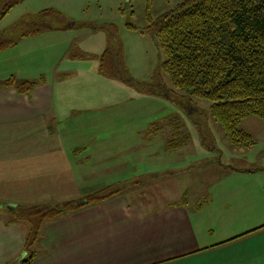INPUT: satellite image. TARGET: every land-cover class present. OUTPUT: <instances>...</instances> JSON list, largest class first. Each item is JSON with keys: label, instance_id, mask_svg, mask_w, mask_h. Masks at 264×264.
Instances as JSON below:
<instances>
[{"label": "rangeland", "instance_id": "obj_1", "mask_svg": "<svg viewBox=\"0 0 264 264\" xmlns=\"http://www.w3.org/2000/svg\"><path fill=\"white\" fill-rule=\"evenodd\" d=\"M183 1L25 0L0 20V41H16L0 52V86L10 79L16 86L21 82H46L54 86L55 104L66 101L84 105L85 102L70 100L69 91H90L87 104L95 110L83 113L79 121L65 120L66 127H62V132L69 134H63V138L71 140L64 141L66 148H86L79 157L89 156L91 161L81 167L82 185L89 188L90 195L105 188L101 196L135 188L143 199L157 198L158 192L166 202L165 199L175 200L187 191V199L197 202L203 195H210L212 186L218 187L216 193L221 187L213 206L216 211H207L203 216L205 223L212 224L210 228L221 235L225 234L221 229L244 230L248 224L245 218H264V190L250 207H240L242 214L227 216L221 212V207L234 209L225 201L233 191L232 184L241 179L231 176L234 178L222 180L227 173L221 172L259 171V176L244 182L260 186L264 182V122L254 117L244 120L239 129L249 134L255 144L234 147L211 117L210 103L177 91L161 72L165 58L148 31L147 9L156 22ZM3 4L4 0H0V12ZM45 10H54L56 14L35 18ZM33 29H40L39 34L19 38ZM110 37L121 49V68L128 81L97 79L98 57L107 48ZM77 53L87 57L72 59ZM65 71L69 77L63 75ZM58 90H69V94H63L61 99ZM177 124L187 137V144L168 151L166 143L174 132L171 125ZM179 136L177 131L175 143ZM83 194L68 191L53 204L78 201ZM23 222L28 233L30 225ZM31 247L35 250L36 243Z\"/></svg>", "mask_w": 264, "mask_h": 264}, {"label": "crops", "instance_id": "obj_2", "mask_svg": "<svg viewBox=\"0 0 264 264\" xmlns=\"http://www.w3.org/2000/svg\"><path fill=\"white\" fill-rule=\"evenodd\" d=\"M83 56L77 53L74 60L87 57ZM63 75L70 76L67 71ZM32 83L33 89L26 94H19L16 84L0 86V264H18L27 256V229L23 221L15 220V207L56 206L54 201L68 191L85 193L79 200L90 195L82 185L81 167L91 161L89 156L79 157L86 148H66L64 141L71 140L63 138L69 134L62 132L65 120L79 121L83 113L95 110L87 104L90 91L58 90L61 99L71 92L70 100L85 104H55L53 85ZM221 173H227L222 180L242 179L232 184L225 201L234 209L221 207L227 216L242 214L240 207H250L254 198L262 197L264 182L261 186L244 182L259 176V171ZM211 189L197 202L187 199V191L165 202L158 192L157 198L143 199L135 188L122 190L102 204L47 223L36 243L33 264H264V228H260L264 218H245L244 230L221 229L225 234L218 235L203 217L207 211H216L213 206L221 187L218 193V187Z\"/></svg>", "mask_w": 264, "mask_h": 264}, {"label": "trees", "instance_id": "obj_3", "mask_svg": "<svg viewBox=\"0 0 264 264\" xmlns=\"http://www.w3.org/2000/svg\"><path fill=\"white\" fill-rule=\"evenodd\" d=\"M24 1L4 0L0 20ZM54 14V10H45L35 18ZM147 21L150 25L148 31L165 58L160 70L172 87L186 96L208 101L211 117L223 128L232 146H253L252 137L239 126L251 117L264 122V0H184L156 22L151 20L148 7ZM129 28L135 29L132 25ZM39 32L40 29H33L19 38ZM15 44L14 40L0 41V52ZM120 55L119 45L110 37L107 48L98 58L99 74L108 79L128 81L121 68ZM14 84L10 79L6 86ZM33 87L32 82H21L16 90L19 94H26ZM171 127L174 132L166 143L168 151L187 144V137L181 134L178 124ZM176 130L180 135L178 143L174 141ZM105 189L83 200L61 205L15 207L12 212L15 220L30 225L25 238L27 256L18 264H33L36 253L31 246L41 241L47 223L102 204L121 192L117 190L101 196Z\"/></svg>", "mask_w": 264, "mask_h": 264}, {"label": "water", "instance_id": "obj_4", "mask_svg": "<svg viewBox=\"0 0 264 264\" xmlns=\"http://www.w3.org/2000/svg\"><path fill=\"white\" fill-rule=\"evenodd\" d=\"M155 40V39H154ZM155 44H156V41H155Z\"/></svg>", "mask_w": 264, "mask_h": 264}]
</instances>
